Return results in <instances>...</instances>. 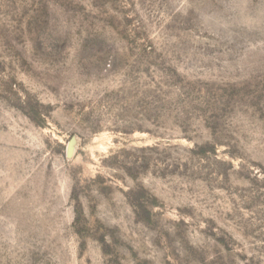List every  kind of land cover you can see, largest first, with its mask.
Here are the masks:
<instances>
[{
    "label": "rangeland",
    "instance_id": "rangeland-1",
    "mask_svg": "<svg viewBox=\"0 0 264 264\" xmlns=\"http://www.w3.org/2000/svg\"><path fill=\"white\" fill-rule=\"evenodd\" d=\"M0 264H264V0H0Z\"/></svg>",
    "mask_w": 264,
    "mask_h": 264
}]
</instances>
